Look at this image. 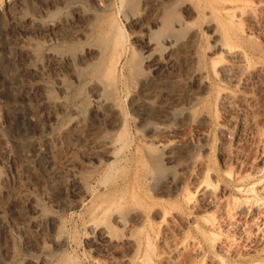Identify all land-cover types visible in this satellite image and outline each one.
Returning <instances> with one entry per match:
<instances>
[{
  "label": "bare ground",
  "instance_id": "obj_1",
  "mask_svg": "<svg viewBox=\"0 0 264 264\" xmlns=\"http://www.w3.org/2000/svg\"><path fill=\"white\" fill-rule=\"evenodd\" d=\"M123 2L131 47L123 31L101 23L103 15L78 5L56 23L47 21L55 1L39 0L42 9L17 2L0 14V264L12 260L14 234L27 253L49 246L58 254L53 264H76L63 251L61 215L43 217V204L85 208L89 242L118 249L115 264H228L225 251L234 264H264V126L252 107L264 101V0ZM94 3L105 8V0ZM48 41L61 48L43 50ZM84 74L88 100L71 105L68 87ZM121 83L132 108L154 121L130 145L114 99ZM249 114L258 143L249 171L239 165L238 143L225 157L237 173L213 167L203 144L160 140L183 124L215 121L228 133L234 115ZM209 139L205 132L201 141ZM76 140L98 150L93 165L124 162L125 176L93 183L96 166L76 165ZM169 163L176 171L167 172ZM115 229L127 230L122 240L112 237Z\"/></svg>",
  "mask_w": 264,
  "mask_h": 264
},
{
  "label": "rangeland",
  "instance_id": "obj_2",
  "mask_svg": "<svg viewBox=\"0 0 264 264\" xmlns=\"http://www.w3.org/2000/svg\"><path fill=\"white\" fill-rule=\"evenodd\" d=\"M55 1V5L50 7L51 16L47 19L49 23H56L67 16H72L73 14V6H81L86 11L93 12L98 14L101 17V23L110 24L113 23L115 27L124 33L125 42L128 47L132 46V34L129 28L127 21L125 20L124 9L126 8V2L123 0H105V5L103 10H98L95 6V0H45V7L48 5L46 2ZM126 1V0H124ZM17 2L28 3L29 6H35L39 4V0H0V14H4L8 16L11 10L16 7ZM135 3L138 0H134ZM124 3V4H123ZM39 6V5H38ZM138 7V5H136ZM125 7V8H124ZM136 7V8H137ZM43 7L39 6V9ZM139 9V8H138ZM140 10V9H139ZM100 13V14H99ZM106 14V16H105ZM107 22V23H106ZM77 26L83 25L81 21H77ZM200 25V24H199ZM96 40V36H94L90 42ZM259 42L264 46V40L259 39ZM86 43H82L76 46H65L66 50L70 51H78L80 48H84ZM60 43H56L53 41L46 42L44 45V49H53L57 50L60 47ZM75 47V48H74ZM74 49V50H73ZM80 49V50H81ZM59 50V49H58ZM83 75L84 80L81 82H75L73 85L69 86V92L66 95V98L70 101L71 105H84L88 100V87L87 82L85 81V76ZM122 85V86H121ZM126 85V86H125ZM128 85L125 83L119 84V89L114 99H117L119 109L122 113L123 121L125 122V132L124 137L125 140L128 141L127 145L133 141L134 137L141 133L139 130H143L144 132L147 130V127L150 124H154V121L147 118V110L143 108L141 112H137L132 108L131 101L132 95L127 89ZM128 90V91H127ZM119 92V93H118ZM80 93V94H79ZM58 96V95H57ZM88 96V97H87ZM84 98V99H83ZM262 98L264 99V92L262 93ZM81 103V104H80ZM254 105V106H253ZM252 107L255 110V117L258 119L259 127L264 126V101L253 103ZM70 116V113H66L65 117ZM251 114L247 115L244 118V121H240V117L234 115L232 122L227 124L229 129L228 133L221 134L216 126V122L212 123L211 127H190L186 124L179 126L175 132L167 135H163L160 137V140H173L179 141L185 145H197L203 144L206 146L209 151V158L211 159V165L218 170H225L228 167L233 172H240L241 164L244 165L245 170L249 171L251 167H253V163L257 164V130L249 127ZM143 117L145 120L142 121L139 118ZM23 131L26 134H29L32 131V127H22ZM205 132L210 134V139L206 142H202V136ZM147 134V131L145 132ZM230 133V134H229ZM237 136V137H236ZM232 139H235L233 142ZM132 140V141H131ZM131 141V142H130ZM130 142V143H129ZM238 143L240 148V159L239 165L235 163L232 164L230 161L226 163V153L229 152L230 149L235 150L234 144ZM72 147L74 149H80L81 152L77 156V167L87 168L88 166L91 168L96 166V169H93V173H91L92 182L95 183L102 179L108 178L109 180L120 179L125 176V172L123 169L125 168V163H117L115 165H111L112 161H100V163H95L96 159H93V156H96V149L92 148V146L84 140H76L74 141ZM223 148V152L221 149ZM100 155V154H99ZM235 155V154H234ZM236 156V155H235ZM102 160V159H100ZM225 160V161H224ZM256 160V161H255ZM167 172L176 171V167L174 164H166ZM263 166V165H262ZM256 167V166H255ZM1 170V169H0ZM2 171V170H1ZM0 171V174H3ZM242 171V170H241ZM99 178V179H98ZM117 179V180H118ZM98 180V181H96ZM96 183V184H97ZM56 196H61L60 192H55ZM229 195H234V193L229 191ZM172 201L175 202L177 199L173 197ZM45 206V210L43 212V217H49L53 214L59 212L62 218V229L59 235H62V238L65 239L66 244L63 249L65 254L72 257L76 264H115L117 262V258L119 257V250H105V249H97L92 243L89 242V235L87 234V220L86 216L83 214L84 209L77 208H68L65 211H58V209L52 207L50 204H43ZM82 211V212H81ZM260 214L264 215V209L260 210ZM86 220V222H85ZM112 237L122 240L127 234V230L115 229L112 231ZM13 235V244H15L14 249L16 251L13 254L12 260L10 264H25L29 260H33L35 262H40L43 258L52 259L50 260V264L57 262L58 254L53 253L54 251L49 246L42 248L38 252L30 253L24 250L22 242L20 241V237ZM18 237V238H17ZM60 237V236H59ZM17 241V242H16ZM20 241V242H19ZM53 251V252H51ZM63 254V253H62ZM61 255L59 254V257ZM221 256L227 261L228 264H234L236 262V258L231 256L229 253L221 252ZM258 256V255H256ZM254 255V258L256 257ZM257 258V257H256ZM56 259V260H55ZM59 259V258H58ZM55 260V262H54ZM183 258L181 260L176 259L175 264H182Z\"/></svg>",
  "mask_w": 264,
  "mask_h": 264
}]
</instances>
